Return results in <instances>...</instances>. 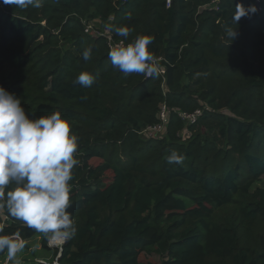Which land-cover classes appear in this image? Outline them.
<instances>
[{"label": "trees", "instance_id": "trees-1", "mask_svg": "<svg viewBox=\"0 0 264 264\" xmlns=\"http://www.w3.org/2000/svg\"><path fill=\"white\" fill-rule=\"evenodd\" d=\"M211 1L42 0L20 9L0 0V86L30 118L60 111L78 136L77 232L44 264H264V0L237 25L236 4L255 0ZM91 25L115 41L124 38L114 28L129 27L126 43L153 36L164 76H125L107 40L85 32ZM82 71L96 77L89 88L75 83ZM162 105L166 130L145 136ZM195 111L191 125L180 118ZM173 151L182 163L167 162ZM1 224L0 234L38 237V252L49 251L6 209Z\"/></svg>", "mask_w": 264, "mask_h": 264}, {"label": "clouds", "instance_id": "clouds-1", "mask_svg": "<svg viewBox=\"0 0 264 264\" xmlns=\"http://www.w3.org/2000/svg\"><path fill=\"white\" fill-rule=\"evenodd\" d=\"M3 2L20 9L42 6V0ZM257 11L255 4L245 7L237 3L233 24L237 25L242 17H249ZM126 18L130 20L131 16ZM114 32L124 38L111 46L108 53L114 68L125 76L135 73L156 78L160 75L159 58L149 49L154 42L153 36L138 35L126 43L129 27H115ZM236 35V27L227 29L230 39ZM91 55L90 47L82 52L85 61ZM95 80L94 75L82 71L75 83L89 88ZM78 146L77 134L60 111L30 118L21 98L0 86V209H6L7 215L21 221L27 228L42 233L49 246L67 243L77 232L70 211L73 191L70 182L73 180V169L79 165ZM183 159L182 155L173 151L167 162L180 164ZM3 232V226H0V233ZM25 246L20 231L10 235L0 234V253H7L5 264H21L17 254ZM38 264L44 262L39 261Z\"/></svg>", "mask_w": 264, "mask_h": 264}, {"label": "built area", "instance_id": "built-area-1", "mask_svg": "<svg viewBox=\"0 0 264 264\" xmlns=\"http://www.w3.org/2000/svg\"><path fill=\"white\" fill-rule=\"evenodd\" d=\"M219 0H212L209 5H215ZM167 7L170 5V0H166ZM255 5L258 9V11L261 10V0H255ZM91 26H87L85 29V32L87 34H90L92 36H102L107 40V44L109 48L113 46L115 43H118L119 41H115L107 30H103L101 32H93L89 33V28ZM160 61V67L162 68V71L160 73L161 76H164L165 74V67H162L161 62H166L163 58H159ZM165 64V63H164ZM148 78V77H147ZM168 110L167 108L162 105L160 106V110L158 113V120L159 122L151 127H148L146 130L143 131L145 135L149 136H154L156 134H162L166 130V126L168 124ZM201 112L200 111H195L193 113L187 114V113H181L180 118L184 121L187 122L186 124L191 125L196 122L197 118L200 116ZM187 135L184 136V138H187L189 136V133L186 131Z\"/></svg>", "mask_w": 264, "mask_h": 264}, {"label": "rangeland", "instance_id": "rangeland-1", "mask_svg": "<svg viewBox=\"0 0 264 264\" xmlns=\"http://www.w3.org/2000/svg\"><path fill=\"white\" fill-rule=\"evenodd\" d=\"M101 32L103 31L102 29H98V28H95L93 25H91V27L89 28V33H93V32ZM187 130H185L182 134H183V137L185 135H187L186 133ZM145 136H149V135H145ZM101 161L100 160H96V159H93L90 161V164L91 165H97V164H100ZM109 173H107L106 175H108ZM0 226H3V224H1ZM29 248L28 249H25L23 250L22 252H19L17 254L18 258L21 260V264H33L34 262H39V261H49L51 259V255H52V252L56 249H60L62 247V245H56V246H49L48 244V250L49 251H45L44 253L42 252H38L39 249H41V245H40V240L39 238L35 237V238H32L28 241H26L25 243ZM42 251V250H41ZM34 255V253H36ZM34 255V256H33ZM37 256V257H36ZM6 257H0V264H5V260H6ZM36 257V258H35ZM34 259V261H33ZM141 261H151V262H156L158 263L159 262V258L155 255H151V256H145V255H141L140 258H139Z\"/></svg>", "mask_w": 264, "mask_h": 264}]
</instances>
